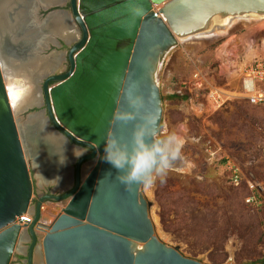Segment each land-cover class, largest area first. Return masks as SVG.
Segmentation results:
<instances>
[{
    "label": "water",
    "instance_id": "1",
    "mask_svg": "<svg viewBox=\"0 0 264 264\" xmlns=\"http://www.w3.org/2000/svg\"><path fill=\"white\" fill-rule=\"evenodd\" d=\"M49 4L45 10L55 7ZM70 5L69 27L78 25L80 39L68 53L69 72L48 77L43 90L52 123L74 145L67 162L77 161L76 185L70 192L41 196L36 206L29 152L36 155L34 145L43 144L53 155L64 152L66 157L67 145L37 118L29 116L20 124L0 52V264H14L27 233L32 238L27 264H37L36 255L40 264H205L157 235L145 187L136 183L130 191L117 179L123 173L102 159L104 144L114 136L131 148L134 132L144 125L149 126L148 142L154 135L160 138L164 100L158 73L170 52L182 40L213 29L217 17L264 16V0H70ZM17 12L10 20L15 22ZM21 29L16 39L2 41L13 59L25 55V47L40 57L56 40L51 31L53 40L35 44L37 34L30 33L26 43ZM137 98L142 106L134 107ZM31 127L35 135L28 134ZM77 148L89 153L78 155ZM182 165L177 161L174 168ZM39 167L42 173L46 165ZM47 202L65 203L50 226L41 222ZM38 230L45 233L41 248Z\"/></svg>",
    "mask_w": 264,
    "mask_h": 264
},
{
    "label": "rangeland",
    "instance_id": "2",
    "mask_svg": "<svg viewBox=\"0 0 264 264\" xmlns=\"http://www.w3.org/2000/svg\"><path fill=\"white\" fill-rule=\"evenodd\" d=\"M252 17L234 19L214 35H206L208 38L198 36L181 41L158 73L164 100L160 138L172 133L180 136L184 140V160L180 169L173 168L168 173L164 183L157 177L152 187L144 189V194L153 203L150 215L157 235L166 244L180 247L186 257L205 264H264V107L234 100L212 111L206 100L210 90L193 91L197 73L198 78L201 75L205 78L211 90L232 92L234 96L240 92L243 68L250 63L249 54L264 50V20L255 21ZM76 37L80 39L79 33ZM71 40L69 47L74 44ZM227 50L231 57L225 55ZM54 54L66 55V51L50 53ZM67 69L64 61L54 74ZM237 71L239 77L235 76ZM34 86L39 92L40 87ZM176 92L182 96H174ZM33 109L28 106L18 111L20 124L33 115ZM42 145H34L36 155L29 152L31 172H35L34 203L40 195L55 190L53 184L46 183L43 172L36 170L39 166L47 167L53 156L52 150ZM208 149L217 150L214 159ZM77 151L78 155L87 152L83 148ZM225 156L235 158L246 177L253 175L261 186L260 207L246 203L245 199L251 195L247 187L235 188L230 184L222 160ZM92 165L87 164L84 175ZM64 206V202L45 203L41 222L50 226ZM38 235L41 248L45 233L38 230ZM19 253L14 264L19 261Z\"/></svg>",
    "mask_w": 264,
    "mask_h": 264
},
{
    "label": "flooded vegetation",
    "instance_id": "3",
    "mask_svg": "<svg viewBox=\"0 0 264 264\" xmlns=\"http://www.w3.org/2000/svg\"><path fill=\"white\" fill-rule=\"evenodd\" d=\"M63 1L64 0L59 1V3H54L55 7H53L52 9H48V10H45V8H44L47 6V4H49L47 0H25L23 3L18 2V4H21V7H22V5H24V9L27 8L26 12L28 11V13H29V14L28 13L26 14L25 18H26V21H28V22H26L25 24L22 25L23 29L20 30V32H19L20 36L23 37L22 34L27 33L29 31H31V33H33V31L37 30L38 32L34 33V35L37 34L36 38H34L35 44L39 41H41L43 43L48 39L53 40V38L51 37L52 35L49 33H51V31L53 32V30L51 29L52 28L51 22H52L53 18H57V17H51V16L49 17V15L52 12L58 13L60 15L59 16L60 19L66 22V27H64V28H65V30L67 29V32H64L62 30L63 33H61V32L60 33H54L53 36L56 37L55 42L51 41L49 44H47V46L45 47L43 53L41 54V56L39 58L40 59L45 58L47 60H48V58H51V59L57 58L56 63H54L55 66H53V68L56 67V69H57V67L61 66V64H63L65 61L68 69L64 72L58 71L57 74H54V73H56L55 72L56 69H52L45 74L43 79L39 78V77H37V78L35 77L34 80L32 79L33 84L34 85L36 84V86L38 85V87H40L39 88L40 91L38 92V88H36V90H37L36 91L37 92L36 93L37 94V98H36L37 101H36V104L32 106L34 108L33 109L34 111L31 112L33 114V115H31L32 118H37L44 125L43 127H45V129L47 131H50L52 134H55L58 137L60 136L64 140V143L67 145V146H65L66 147L65 148V150H66L65 154L67 152L66 157L65 156L62 157V155L55 156V154H54L52 156V159L50 160V163L47 164V167L45 168V171L43 172V175L46 176V177H44V180L47 183L53 184L54 189L56 191L59 189H62V188L67 189L65 192H63V193H66V192L72 191L76 185L75 169H76L77 161L74 163H71V164H69L70 162H67V160L71 159L73 156V150L72 149H74L73 148L74 145L63 134H61L58 131V129L54 126V124L52 123V121L49 117V114H48L47 107H46L45 95H44V90H43L44 82L46 81V79L48 77L53 76V75H63V74L68 73L70 70L68 53L71 49V47H69V45L71 44L70 40L72 39L71 35H69V34L71 33L70 31L73 29L72 28L70 30V27H69V25L72 24V20H71L72 10H71V5H70V0H65V3H62ZM49 5H52V4H49ZM28 8H30V9H28ZM38 8H40V10ZM15 9L18 10L20 8L16 7ZM36 9H38L39 11H36ZM25 18H24V21H25ZM39 25H42L41 26L42 29L38 28ZM75 28L76 29L78 28L80 30V28L78 27L77 24L75 25ZM29 29H31V30H29ZM39 34H41V35H39ZM49 45H51V46H49ZM23 50H24V53L26 54L28 52V50H30V49H29V47H25ZM45 51H48L47 55H44ZM53 51L55 53L66 51V55H64V54H62V55H60V54L59 55L58 54L50 55V53H52ZM53 85H54V83H50V86H53ZM28 134L29 135H31V134L35 135V131H33L32 127H31V129L29 128ZM83 149H86V148H83ZM86 150H87V152L84 154L89 153V150L88 149H86ZM33 173H35V172L32 171V174ZM55 190H53V191H55ZM53 191H50L47 194L40 195L39 198L41 196H44V195L63 194V193H59L56 191L53 192ZM38 199L34 203V206H36ZM31 243H32V238L27 233L26 238L24 240V243L21 247V251L19 253V261L17 264H27L28 252H29V247H30ZM38 244H39V242H38Z\"/></svg>",
    "mask_w": 264,
    "mask_h": 264
},
{
    "label": "bare ground",
    "instance_id": "4",
    "mask_svg": "<svg viewBox=\"0 0 264 264\" xmlns=\"http://www.w3.org/2000/svg\"><path fill=\"white\" fill-rule=\"evenodd\" d=\"M25 0H0V52H1V57H2V64H3V74L5 77V83H6V89L10 98V103L12 107L14 108L15 112H18L22 108L28 107V106H33L36 104L37 101V92L35 90V86L33 84L32 79L34 80L35 77H43L47 72L50 70L54 69L53 66L54 63H56L57 58L51 59H40L38 55H36V50H28V52L33 53H26L25 55L13 59L9 54H7L4 51V48L2 46V41L6 37H11L13 39H16V30L18 29V26H21L25 24L26 22V9H15L18 7V2H24ZM48 3H59L61 0H47ZM30 9V8H28ZM14 10H17V15L15 18V22L10 20V15L11 13L14 12ZM31 12V11H30ZM29 14V13H28ZM31 15V14H30ZM254 16L251 19L255 21H263L264 16H259V15H249L245 17H250ZM31 17V16H30ZM25 18V21H24ZM237 18H243V17H229L226 19H221L219 17L215 18V24L213 29L208 31L207 33L199 35V38H208L206 35L208 34H215L219 32L220 28L225 27L226 25H230L231 21ZM260 18V19H259ZM51 22V21H50ZM51 29L55 31L56 33H63L67 32V29L65 30L64 27H66V22L61 20L60 17L54 18L51 22ZM68 27V26H67ZM23 29V28H22ZM21 29V30H22ZM25 29V28H24ZM31 30V29H29ZM71 30V28H70ZM38 31H31L27 32L25 35V42L30 41V36L31 34L37 33ZM23 33V32H22ZM21 33V34H22ZM31 33V34H30ZM69 33V32H68ZM77 33L76 31H72L69 35H71L73 41L77 39ZM20 34V33H19ZM41 35V34H39ZM28 36V37H27ZM198 37V36H197ZM196 38V37H192ZM24 39V38H23ZM189 39V38H188ZM186 40V39H185ZM203 40V39H202ZM184 41V40H182ZM224 51V50H223ZM225 55H230L231 57L232 54L227 50L225 51ZM36 55L35 57L37 58L36 60L33 59V56ZM55 55V54H54ZM264 57V50L261 52H253L249 54L247 60L250 62L251 60L253 61L254 58L258 57ZM261 59V58H258ZM251 61V62H252ZM237 77H239V71L236 72ZM22 78H26V81H24ZM41 129V128H40ZM67 153V152H66ZM60 154H64V152H61ZM70 155V154H69ZM86 169V168H85ZM56 219V218H55Z\"/></svg>",
    "mask_w": 264,
    "mask_h": 264
},
{
    "label": "clouds",
    "instance_id": "5",
    "mask_svg": "<svg viewBox=\"0 0 264 264\" xmlns=\"http://www.w3.org/2000/svg\"><path fill=\"white\" fill-rule=\"evenodd\" d=\"M132 103L134 107L137 103L142 106V99L137 98ZM148 129L149 126L144 125L134 132L131 148L114 136L104 144L102 159L118 172L122 171L117 179L130 191L136 183L152 187L157 177L164 183L175 163L184 160V140L180 136L172 133L156 138L154 135L148 142Z\"/></svg>",
    "mask_w": 264,
    "mask_h": 264
},
{
    "label": "built area",
    "instance_id": "6",
    "mask_svg": "<svg viewBox=\"0 0 264 264\" xmlns=\"http://www.w3.org/2000/svg\"><path fill=\"white\" fill-rule=\"evenodd\" d=\"M198 76L197 73L194 75L195 80L198 79ZM176 93L181 95L179 92ZM233 94L232 92L228 93L224 90H210L206 94L208 107L212 109V111H217L234 100L246 101L251 105L264 107V59H255L246 64L242 72L240 92L236 93V96ZM216 152L217 150L215 149L207 150V153H209L210 157L213 159L218 154ZM222 160L230 184L235 188L247 187L251 195L245 199L246 203L248 205L260 207L263 204L262 188L254 181L253 175H251V178L246 177L243 172V167L235 158L225 156Z\"/></svg>",
    "mask_w": 264,
    "mask_h": 264
},
{
    "label": "crops",
    "instance_id": "7",
    "mask_svg": "<svg viewBox=\"0 0 264 264\" xmlns=\"http://www.w3.org/2000/svg\"><path fill=\"white\" fill-rule=\"evenodd\" d=\"M196 83H197L196 88L193 91L207 92L208 90H211V87L208 85V82L205 80V78L202 75L200 76V78L197 79ZM205 88L208 90H205Z\"/></svg>",
    "mask_w": 264,
    "mask_h": 264
},
{
    "label": "trees",
    "instance_id": "8",
    "mask_svg": "<svg viewBox=\"0 0 264 264\" xmlns=\"http://www.w3.org/2000/svg\"><path fill=\"white\" fill-rule=\"evenodd\" d=\"M174 96L180 97V95H178L177 93ZM186 98H189V95H186Z\"/></svg>",
    "mask_w": 264,
    "mask_h": 264
}]
</instances>
